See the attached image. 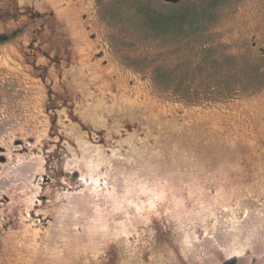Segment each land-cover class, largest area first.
<instances>
[{
  "label": "rangeland",
  "instance_id": "374dc122",
  "mask_svg": "<svg viewBox=\"0 0 264 264\" xmlns=\"http://www.w3.org/2000/svg\"><path fill=\"white\" fill-rule=\"evenodd\" d=\"M190 1L117 2L113 33L142 99L123 93L114 105L95 100L89 108L98 122L113 108L125 112L119 120L128 134L113 147L80 146V159L70 166L79 165L87 181L59 214L62 222L42 248L30 235L9 245L4 264H96L116 234L110 226L124 222L125 229L148 213L183 226L179 255L154 253L145 261L144 250L126 244L120 264H264V59L231 41L247 10L257 9L252 23L264 25V0H238L222 9L218 23L197 31L220 0ZM68 21L78 48L80 34ZM0 56V67L14 69L7 53ZM14 81L23 88L18 76ZM227 87L233 91L225 95L236 100L199 99ZM169 92L188 99L171 100ZM203 225H211L209 236L195 238L193 229Z\"/></svg>",
  "mask_w": 264,
  "mask_h": 264
},
{
  "label": "flooded vegetation",
  "instance_id": "af4514ba",
  "mask_svg": "<svg viewBox=\"0 0 264 264\" xmlns=\"http://www.w3.org/2000/svg\"><path fill=\"white\" fill-rule=\"evenodd\" d=\"M117 2L0 0V53H7L14 67H0V264L9 245L30 235L35 246L42 248L55 222H62L59 214L87 181L79 165L77 169L70 166L80 159V146L113 147L128 134L119 120L125 119V112L113 108L98 122L89 108L95 100L114 105L123 93L132 100L142 99L138 78L119 52L121 44L113 33L110 19ZM68 18L80 34L78 48L67 32V27L71 29ZM252 21L241 16L231 41L246 45L255 58L263 60L264 25L254 26ZM250 24L253 33H248ZM16 76L22 89L14 81ZM85 77L90 81L82 82ZM169 93L171 100L177 98ZM214 97L227 103L237 99L222 93L199 99ZM149 218L145 224L133 222L125 229L124 223L115 222L110 227L120 238L107 239L95 260L120 264L122 242L124 247L131 244L144 250L140 254L145 261L158 253L152 248L157 245L163 254L178 256L183 226L167 222L165 214ZM204 226L193 229L195 238L209 236L211 225Z\"/></svg>",
  "mask_w": 264,
  "mask_h": 264
},
{
  "label": "trees",
  "instance_id": "16d2710c",
  "mask_svg": "<svg viewBox=\"0 0 264 264\" xmlns=\"http://www.w3.org/2000/svg\"><path fill=\"white\" fill-rule=\"evenodd\" d=\"M224 1L225 2H228L229 4H223L224 3ZM237 1L238 0H220V1H218V2H216V4L214 5V6H212V8H211V10L210 11H212V13H209V15H207L206 17H207V20L206 21H202V22H200V24L198 25V28L196 29V31L197 30H200L201 28L202 29H205L206 28V26L207 25H209V23H211L212 21L213 22H216V23H218V21H219V19H220V17H221V15H222V9L224 8V9H227V7H228V10L229 9H231L230 7H232L233 5L235 6L236 5V3H237ZM191 1H189V2H185V4H188V3H190ZM184 3V2H183ZM199 4L201 5V7L202 6H204V1H199ZM233 4V5H232ZM223 9V10H224ZM227 10V11H228ZM226 11V10H225ZM226 11V12H227ZM247 17H249L250 16V18H253V19H255V16H254V14H251L250 15V12L247 10L245 13H244ZM209 20V21H208ZM254 26H256V24H254ZM233 32V31H232ZM188 33H189V31H188ZM222 88H224V87H222ZM232 87H227V89H225V91H220V92H222V94H225V92L226 93H229V92H232L233 90L231 89ZM185 92H187L188 94H190L191 92L190 91H188V90H185ZM174 94V93H173ZM187 94V95H188ZM175 95V94H174ZM187 95H175V97H177L176 99H173V100H175V101H177V100H184V99H188V98H186L187 97ZM191 95V94H190ZM197 101V100H196ZM195 102V101H194ZM249 164H250V162H249ZM154 214V213H153ZM153 214H150V213H148V215H146L144 218H143V220H142V223L143 224H145V222H149V217H151ZM149 218V219H148ZM122 223H124V222H122ZM133 224V222H130L129 224H127L126 226H130L131 227V225ZM143 234H145V232H142ZM117 234H115L114 236H112V237H110V238H112V239H117ZM109 239V238H108ZM122 245L124 246V243L122 242ZM126 246V245H125ZM152 248H154V250H156L158 253H160V254H162L163 255V253H164V251H163V249L159 246V245H157L156 247H152ZM123 251V250H122ZM229 260V262H232V261H234L235 260V258H231V257H225L224 255H221V260ZM96 264H103V263H99V262H97Z\"/></svg>",
  "mask_w": 264,
  "mask_h": 264
},
{
  "label": "water",
  "instance_id": "95a60500",
  "mask_svg": "<svg viewBox=\"0 0 264 264\" xmlns=\"http://www.w3.org/2000/svg\"><path fill=\"white\" fill-rule=\"evenodd\" d=\"M162 2H165V3H177L179 1H188V0H161Z\"/></svg>",
  "mask_w": 264,
  "mask_h": 264
}]
</instances>
